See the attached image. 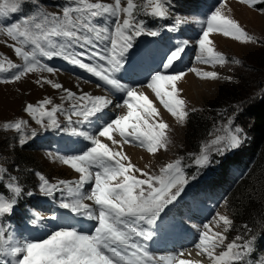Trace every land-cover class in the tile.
<instances>
[{
	"label": "snow or ice",
	"instance_id": "snow-or-ice-1",
	"mask_svg": "<svg viewBox=\"0 0 264 264\" xmlns=\"http://www.w3.org/2000/svg\"><path fill=\"white\" fill-rule=\"evenodd\" d=\"M241 2L249 6L264 5V0ZM166 3L169 0H147L145 8L150 7V14L153 16L166 17ZM21 4L22 0H0V21L17 13ZM137 7L134 0H126V6L122 5V0H114L113 3L71 0V5L64 7L62 14L37 11L16 23H0V32L6 33L15 42L9 46L14 48L15 55L24 62L23 65H18L11 60H0V73L18 69L10 79L5 77L0 82L19 81L31 72L53 73L54 69L37 57L39 55L49 60L59 57L123 93L122 103L116 104V107L127 109L125 115L110 117L105 121L96 134L73 129L74 134L83 136L90 144L82 153L60 156L59 160L80 174L78 180L49 183L48 179L39 175L40 191L45 196H53L54 192L66 189L71 199L63 202L61 207L94 221V230L88 234L73 227H62L39 241L13 242L11 237L6 239L3 218L12 213L17 203L15 197L22 193L21 186L11 183L7 187L14 196L5 198L0 194V264H160L161 261L164 264H201L199 260L194 262L183 258L184 253L157 258L142 243L153 237V232L145 225L152 226L162 219L161 214H166V206L177 200L188 183V178L183 167V157L167 163L160 169L159 175H152L137 168L123 151L125 144H137L149 153L156 154L161 149L166 150L169 143V124L162 118L153 100L136 88L121 83L116 76L124 68L125 57L133 47L135 37L158 34L147 30L136 19L134 10ZM222 7L223 5L216 8L203 22L202 35L197 41L200 49L197 60L201 63H225L224 56L210 46L211 33H222L225 37L236 40H252L234 19L223 14ZM261 11L264 12V8ZM97 20H104L105 23L99 24ZM109 20L111 24L108 23ZM185 45L187 41L166 56V62L162 65L164 69L174 67V63L181 59ZM189 71L197 70L193 68ZM184 75L183 71L166 75L158 70L150 77L147 85L163 108L180 121H184L189 115L186 101L180 98L177 88V81ZM202 75L205 78H218L215 71L203 72ZM45 82L54 89L63 87L52 80ZM64 91L67 95L63 99L71 101L70 109L55 105L49 111L45 106L51 104V100L45 99L36 106L28 104L25 111L42 126L58 127L57 112H65L69 123L75 116L80 118L76 123L83 124L112 104L103 95H91L87 92L77 95L67 88ZM45 118L48 124H44ZM22 123L26 124L6 123L4 128L20 132ZM223 132V135H216L206 143L200 153L193 157L197 166L208 165L213 151L223 154L226 150L239 147L243 142V129L234 126L232 119H229ZM114 133H118L121 140H116ZM101 138H107L117 148L110 147ZM24 143L26 140L21 139L20 144ZM0 172L4 170L0 168ZM140 176L144 178L141 179ZM85 185L91 187L86 190ZM217 215L218 222H223L226 226L224 231H228L232 221L225 215ZM39 218L37 215L32 223L35 224ZM203 228L205 230L200 233L195 247L201 255L207 256L210 264H247L246 257L254 250V239L237 236L226 245L225 251L217 254L216 249L224 244L227 237L219 231L212 232L208 224ZM244 229L251 234L247 224Z\"/></svg>",
	"mask_w": 264,
	"mask_h": 264
},
{
	"label": "rangeland",
	"instance_id": "rangeland-1",
	"mask_svg": "<svg viewBox=\"0 0 264 264\" xmlns=\"http://www.w3.org/2000/svg\"><path fill=\"white\" fill-rule=\"evenodd\" d=\"M53 1L55 0H22L20 10L17 13L10 14L9 17L5 18L4 21H0V23H16L29 15L35 14L37 11L62 14L63 8L71 5V0ZM90 2H97V0H90ZM99 2L113 3L114 0H99ZM134 3L138 5L137 9L134 10V15L144 25L146 22L151 23L159 18L150 14V7L145 8L147 0H134ZM122 5L126 6V0H122ZM222 5L223 14L234 19L252 37V40H236L232 37H225L222 33H211L209 39L212 41V44L210 46L214 48V51L224 56L225 63H201L197 60V56L200 54L197 41L202 35L203 23H194L192 20H206L207 18L203 19L198 14L203 11H215L216 8ZM165 7L168 9L167 16L173 24L170 32L173 34L179 32L182 37H185V34L188 36V38L181 39L175 35V45L173 48L187 41L181 59L174 63L172 69H164L162 65L166 62L165 58L172 51L167 52L168 48L171 47V36L167 33L160 36L158 33L156 36H151L150 40H147L146 37L148 35L142 34L138 36L140 38L139 46L129 49L125 57L124 68L120 73L116 74L117 79L126 81L128 86L134 87L138 92L148 95L159 108L162 118L169 124V143L166 150L161 149L156 154H151L144 147H140L137 144H125L123 146V150L127 153L131 163L152 175H159L162 167L181 157H183V161L184 159H189L190 162L194 161L190 160L195 155H192L194 150L191 146L192 140L189 137L191 136L192 120L195 116H206L208 114L216 116L214 126L210 131L209 137L203 142L200 148L201 151L203 146L216 135L224 134L223 129L228 126L229 119L233 120L234 126H238V120L234 116L230 117L229 109L231 107L237 108V104L242 101H253L264 92V84L263 87L262 85L258 86L260 82L264 81V12L261 11L264 5L249 6L242 3L241 0H206L205 3L192 2L190 5H185V0H169V3H166ZM148 17H151V19L146 20ZM178 21L179 23H177ZM96 22L99 24L105 23L104 20H97ZM108 23L111 24V21L109 20ZM145 27L147 30H151L146 25ZM153 40L156 42L150 45L154 47L157 44L164 51L163 54L167 52L165 55L154 56L146 53L145 48ZM13 43L15 42L6 33L0 32V60L5 62L11 60L15 64L23 65V60L17 57L14 48L9 46ZM152 49L156 51V49ZM37 58L42 63L52 67L54 72H31L27 73L19 81L10 83L0 82V168L4 170V172H0V180L6 186L11 183L18 184L22 189H27V192L31 193L32 196L45 200L54 209L56 214H41L38 211L36 213L40 215L42 222L51 224L48 226L53 232L62 227H73L90 234L94 230L95 222L85 216L72 212L70 209L61 207L63 202L71 199L66 189L54 192L53 196H45L39 189V175H43L49 180V183H58L60 180H78L80 174L75 169H72L70 165H65L59 160L60 156L82 153L90 144L83 136L74 134L73 129H76L77 132L83 131L96 134L97 129L105 121L109 120L110 117L115 118L117 115L126 114L124 111H127V109L126 107H116V104L122 103L118 97L119 95L112 96L105 92L104 88L108 85L94 75L59 57L49 60L46 57L38 55ZM141 59H144L145 62H142ZM160 61L161 64L159 63ZM56 63L58 66L55 65ZM193 68L197 71H189V69ZM17 70L12 69L9 72L0 73V79L5 77L10 79ZM158 70L166 75H174L181 71L185 73L183 78L177 81L178 94L180 98L186 101V110L189 113L184 121H180L168 113L159 103L154 92L147 87L148 83H150V77L155 75ZM208 71L217 72L218 78L203 77L202 73ZM56 74L63 75L67 81L66 83L69 82L71 86L63 85L61 89H54L50 84L45 82L46 80L54 79ZM67 77L73 79V81L68 80ZM38 80L40 83H37ZM78 85H85L87 88ZM77 86L80 87V90L77 89ZM65 88L76 92L77 95L83 92L91 95H103L105 97L107 95L112 100V104L108 105L105 111L102 110L96 116L91 117L89 122L83 124L76 123L80 118L75 116H73L72 122L69 123L65 112H57L58 127L42 126L36 122L30 113L25 111L28 104L36 106L45 99L51 100V104L45 106L49 111L55 105H63L64 109H70L71 101L63 99L67 95L64 91ZM237 109L240 112L241 107ZM15 122H26V124L22 123V130L20 132H17L15 129L4 128V124ZM44 124H48L47 118H45ZM55 131H61L55 147L57 148V145L63 138H67L69 147H66L61 152H55L49 151L47 148L32 145L35 142H42L48 138H55ZM114 138L121 140L118 133H114ZM21 139L26 140V143L21 145ZM101 139H103V142L108 143L110 147L117 148V145H113L107 138ZM50 150L53 149L51 148ZM233 150H226L223 154H229ZM16 152H19L20 155H25L28 160H33L34 166L26 171L18 168L17 163H15ZM217 155L218 153L213 151L210 161ZM208 165L199 167L208 168L210 171L215 166L212 163L209 167ZM235 171L236 169H233V173L236 176L238 174ZM136 175L139 176V173ZM13 177L15 178L14 180L12 179ZM140 178L143 179L144 177L140 176ZM189 186L190 183L188 182L179 197L189 191ZM90 187L91 185H85L86 190ZM55 194H58L57 199L55 198ZM85 203L92 204L93 202L85 201ZM168 206L165 208V213ZM15 207L16 205L13 208ZM228 207L229 205L227 204L220 205L218 210L211 209L207 215L194 213L186 220L185 224L181 220L161 226L145 225V227H149V230L153 232V237L149 241H142V243H145L148 250L157 258L162 255H177L193 250L204 259V262H201V264H210L207 256L201 255L195 247L199 242L200 233L205 230L203 228L205 224L210 226L212 232L219 231L227 237L224 244L216 249L217 254L225 251L226 245L230 241L235 240L237 236L246 237L248 235L245 234L244 228L236 226ZM217 214L225 215L232 221V225L228 231H224L226 226L223 222H218ZM161 215L162 219L167 218L166 214L162 213ZM64 216H73L77 220L78 225L73 223L69 217L65 220L66 223L61 222L60 218ZM83 225L90 227L89 229H83ZM41 230L42 228H40ZM47 232L49 233L48 235L51 234L49 230ZM34 235L28 236L25 241H38L40 235L38 233ZM237 243H241V241H237ZM183 258L187 257L184 256ZM160 264H164V262L161 261Z\"/></svg>",
	"mask_w": 264,
	"mask_h": 264
},
{
	"label": "trees",
	"instance_id": "trees-1",
	"mask_svg": "<svg viewBox=\"0 0 264 264\" xmlns=\"http://www.w3.org/2000/svg\"><path fill=\"white\" fill-rule=\"evenodd\" d=\"M192 2L205 3L206 0H185V5ZM171 23V19H166L163 25L152 21L148 23V27L155 29L170 26ZM263 84L264 81L258 86L263 87ZM240 107L239 112L237 108ZM237 108L231 107L229 113L230 117L234 116L238 120V126L243 129V142L231 153L213 157L208 167L211 163L215 166L210 171L208 168H200L194 161L184 159L183 167L190 183L189 191L173 202L169 215L174 219H188L194 213L207 215L211 209L218 210L220 205H229V212L236 226L244 228L247 224L251 234L244 229L245 234H248L246 237L254 239V250L246 257L247 264H264V92L253 101L239 102ZM215 118L211 114L193 118L189 137L194 150L192 155L196 156L200 152L214 126ZM66 141L63 139L58 149H62L61 145H66ZM32 145L51 149L55 147V140L48 138ZM15 159L21 170L26 171L34 166L33 160H28L19 152H16ZM233 168L237 169L239 175H234ZM0 194H6L8 198L14 196L4 182H0ZM15 198L16 209L11 214H6L5 218L9 223L16 220L20 225L27 224L29 220L22 218H32L33 213L30 210L39 208L40 202L35 196L29 195L25 188Z\"/></svg>",
	"mask_w": 264,
	"mask_h": 264
},
{
	"label": "bare ground",
	"instance_id": "bare-ground-1",
	"mask_svg": "<svg viewBox=\"0 0 264 264\" xmlns=\"http://www.w3.org/2000/svg\"><path fill=\"white\" fill-rule=\"evenodd\" d=\"M37 77H38V75H37ZM40 78H41V76H39ZM68 78V77H67ZM39 79V78H38ZM52 81H56V82H59L60 84H62V85H69V86H71V84L68 82V83H66L67 81H66V79H65V77H63V75H60V74H56L55 75V78L53 79H51ZM68 80H70V81H73V79H71V78H68ZM25 82V81H24ZM74 84V83H73ZM78 86H80V87H86L87 88V86H85V85H78ZM77 86V87H78ZM80 87H78L77 89L78 90H80ZM90 89H91V87H90ZM92 90V89H91ZM96 91V90H95ZM93 92H94V90H93ZM97 92V91H96ZM98 94V93H97ZM95 95V94H94ZM106 97L108 98V96L106 95ZM109 99V98H108ZM111 100V99H110ZM112 101V100H111ZM126 110V109H125ZM124 112H126V111H124ZM123 112V113H124ZM125 114V113H124ZM123 114V115H124ZM122 115V114H121ZM103 140V139H102ZM128 147V146H127ZM129 149H130V147H129ZM124 151V150H123ZM127 151V150H126ZM128 152V151H127ZM127 154V153H126ZM133 154V153H132ZM189 253H191V255H189ZM184 254H185V256L187 257V259H191V260H193L194 262L195 261H197V260H199V261H201V262H204V259L202 258V257H200V256H198V253L197 252H195V251H193V250H189V251H185L184 252Z\"/></svg>",
	"mask_w": 264,
	"mask_h": 264
}]
</instances>
